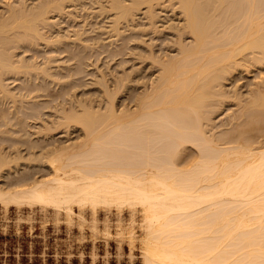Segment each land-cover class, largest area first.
Segmentation results:
<instances>
[{"label": "bare ground", "instance_id": "bare-ground-1", "mask_svg": "<svg viewBox=\"0 0 264 264\" xmlns=\"http://www.w3.org/2000/svg\"><path fill=\"white\" fill-rule=\"evenodd\" d=\"M62 1H47L49 4L32 8L25 1L20 6L8 2L6 11H0L3 101L18 97L4 84L6 75L16 73L15 77L24 71L55 77L47 66L15 60L14 51L22 44H34L32 39L45 38L40 25L51 19L48 15L52 10L64 9ZM106 1L109 9L116 10L113 26L119 34L117 24L133 18L144 3L148 4L152 19L153 5L158 0ZM178 2L185 16L183 31L193 41L181 43L177 54L156 60L159 74L134 97L135 108H129L128 104L125 107L124 103L125 108L118 111L114 104V93L121 87L120 91L125 89L120 83L126 76L118 79L119 86L115 82L114 87H118L114 93L109 88L105 92L108 102L104 108L101 104L95 107L91 101L79 103L80 109L74 108L76 105L70 109L63 107L58 122L45 121L36 130L50 136L74 125L83 134L77 142L59 145L51 141L44 145L40 138L34 142L28 139L32 145L24 142L29 154L25 157L24 149L17 145L24 139L21 135L29 134L30 130L17 122L20 127L4 131L16 133V139L20 140L12 142L16 146L10 144L16 147L15 156L1 144L0 171L12 161L25 158L36 162L34 166L26 165L27 169L38 167L35 174L43 169L47 172L29 175L24 170L11 184H0V203L6 208L39 206L53 209L56 214L62 210L71 213L75 207L80 212L89 208L93 213L99 207L128 206L135 210L139 207L148 227L141 246L144 264H264V147L250 141L252 129L241 130L236 126V133L226 131L230 134L224 132L219 137L210 136L205 129L208 121L211 124L210 114L218 105L216 101L224 94L220 80L241 61L264 62V0ZM41 84L37 82L35 88L28 89L29 93L45 90ZM23 97L24 101L28 98L26 94ZM37 103L40 105L36 102V106ZM15 110L17 114L22 111ZM244 113L247 124L264 122V87L253 93ZM3 114L4 110H0V117Z\"/></svg>", "mask_w": 264, "mask_h": 264}, {"label": "rangeland", "instance_id": "rangeland-1", "mask_svg": "<svg viewBox=\"0 0 264 264\" xmlns=\"http://www.w3.org/2000/svg\"><path fill=\"white\" fill-rule=\"evenodd\" d=\"M24 1L28 7L30 6L29 8H32V6H41L53 0H0V11H6L7 5L9 7L8 2L10 5L20 6L19 4ZM63 1L64 9L52 10L48 15L51 19L45 25H40V32L45 38L32 39L34 44H22L24 46L21 45L14 51L15 60L20 62L25 60L28 63L31 61L34 62L33 64H37L36 66H47V70L52 71L50 73H53L55 77L50 76L53 79L49 76L44 77V74L42 73V76L39 72H37L39 74L36 73V76L35 72H31L32 79L30 74H24L23 71L20 74L18 72L15 77L16 73L6 75L4 79L7 88L18 95L15 98L17 101L13 103L14 98L13 100L7 97L8 99L3 101L2 93L0 94V100H2L0 103L3 102V105L0 104V110H4V113L7 114L6 118L5 114H3V118L0 117V124H2L0 130H3L2 133L0 131V148L4 143L3 147L13 156L17 155V151L16 147L13 148L16 145L12 142L20 140L18 137L21 136L25 141L21 138L22 142L19 143H29L28 146L31 141L37 140V138H40L39 142H43L44 145L51 141L59 145L77 142L81 138L79 135L82 134V131L74 125L68 129L63 128L62 131L56 130L49 134L50 136H44V132L41 134L36 130L45 121L47 124L58 122L62 116L63 107L70 109L76 105L74 108H77L80 106L79 103H90L91 101L90 104L94 103L95 107L98 108L101 104V107L104 108L108 102L105 92L108 88L113 92L123 77L127 76L125 80L123 79L126 86L121 80L120 87L122 84L125 89L120 91L121 87L118 89L119 93L113 92L116 95L115 98L113 97V100H116L114 101L115 107L119 109L118 111L127 104L129 108L130 106L131 109L135 108L134 97L144 91L145 85H150L152 79H155L159 74L160 65L157 62L159 57L175 55L178 53L181 43L189 44L193 41L192 36L183 31L185 16L180 9L178 0L156 1L157 3L155 2L153 5L155 16L152 19L148 15V4L140 5L133 18L121 20V23L117 24L120 25L117 30L119 34L115 33L116 30L113 26L116 10L109 9L110 6L106 0ZM129 1L124 0V3H129ZM103 5L105 6L103 7ZM57 38L58 40L62 39L58 41ZM43 39L50 42L47 43ZM47 61H50L49 64ZM240 63L242 64H239L237 68L220 80V85L222 84L220 88L224 94L219 98V101L218 97H215L217 101H212H216L218 105L213 108L214 110L210 114L211 124L208 121L205 129L210 136L212 134L213 136L223 135L226 131L236 133L238 129H252L249 132V135L252 136L250 141L255 146L264 147V122L247 124L248 117L244 113V108L253 97V93L255 94V91L264 87V62L250 61V64L241 61ZM72 69H74L73 75L71 74ZM55 72L61 75L58 76ZM68 74H71L72 77H69ZM103 76L105 77L103 78ZM60 78L61 80H58ZM37 82L42 83L41 87L44 86L45 90L36 88L39 91L34 90L35 92L29 93L28 89L35 88ZM115 82H117V87H114L116 86ZM46 91H49V94ZM25 94L28 97H25L26 102L23 97ZM18 100L20 101L18 102ZM36 102H39L40 105L37 103L36 106ZM15 108H18V111L20 108L22 111L17 114ZM31 108H34V111ZM14 110L16 114L13 113ZM59 111L61 114L58 113ZM30 112L35 114L32 115L33 118L29 115ZM17 115L21 118L18 119ZM17 122L21 123L20 126L24 123L30 130L29 134L26 133L27 135L19 136L18 134V139L15 137L16 133L12 135L4 132L8 129L13 130L15 126L16 128L20 127ZM236 126L238 129L234 128ZM233 128L236 131L232 130ZM22 133L24 132H20V134ZM226 134L229 135L227 132ZM1 139L5 141L2 142ZM26 139L31 141L26 142ZM19 143L18 148H23L22 153L27 157L29 155L26 149L27 145L22 146ZM220 143L222 144V142ZM190 150L189 152L193 151ZM35 163L25 158L18 162L12 161L1 169L0 184H11L21 176L24 170L29 175L47 172L46 169H43L35 174L38 167L27 169L29 166H34ZM133 209L128 206L122 208L99 207L93 213L89 208L80 212L78 207H75L71 213L62 210L56 214L53 209L45 210L39 206L26 205L19 209L15 205L6 208L0 203V264H144L141 246L146 240L148 227L142 218V211L139 207L136 210Z\"/></svg>", "mask_w": 264, "mask_h": 264}]
</instances>
